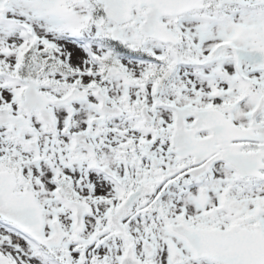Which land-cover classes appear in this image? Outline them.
Listing matches in <instances>:
<instances>
[{"label": "snow or ice", "instance_id": "obj_1", "mask_svg": "<svg viewBox=\"0 0 264 264\" xmlns=\"http://www.w3.org/2000/svg\"><path fill=\"white\" fill-rule=\"evenodd\" d=\"M0 264H264V0H0Z\"/></svg>", "mask_w": 264, "mask_h": 264}]
</instances>
